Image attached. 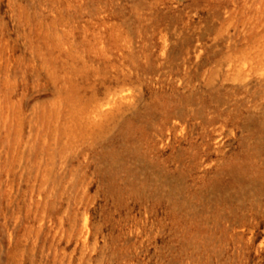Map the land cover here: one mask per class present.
Instances as JSON below:
<instances>
[{
	"label": "rangeland",
	"instance_id": "obj_1",
	"mask_svg": "<svg viewBox=\"0 0 264 264\" xmlns=\"http://www.w3.org/2000/svg\"><path fill=\"white\" fill-rule=\"evenodd\" d=\"M0 264H264V0H0Z\"/></svg>",
	"mask_w": 264,
	"mask_h": 264
}]
</instances>
